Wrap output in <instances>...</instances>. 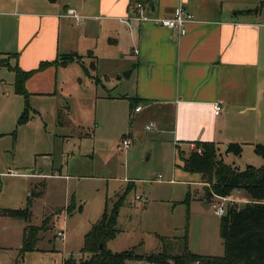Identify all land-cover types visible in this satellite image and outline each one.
Here are the masks:
<instances>
[{
  "label": "rangeland",
  "instance_id": "rangeland-1",
  "mask_svg": "<svg viewBox=\"0 0 264 264\" xmlns=\"http://www.w3.org/2000/svg\"><path fill=\"white\" fill-rule=\"evenodd\" d=\"M106 46L99 41L93 56L92 50L80 52L79 62L59 76L66 81L60 95L28 102L29 121L23 125L18 120L25 100L14 94L12 72L0 69V209H23L30 200V224L47 223L36 250L20 254L26 223L0 217V264L79 261L84 236L105 208L112 210L128 184L133 187L119 208L117 235L107 244L111 252L133 250L145 256L165 251L176 256L187 235L193 254L223 255L220 217L214 209L234 201L222 203L213 197L207 202L199 176L178 167L170 131L145 130L148 112L135 114L127 99L136 96V72L127 63L132 57L118 53L110 57ZM126 138L131 145L123 150ZM193 148H186V156ZM218 159L238 171L264 166V158L250 147L239 155L222 150ZM8 171L19 175L12 177ZM38 173L56 177L43 181L22 176ZM188 192L189 206L182 203ZM230 197L240 204L249 201L237 194ZM60 226L64 239L55 238Z\"/></svg>",
  "mask_w": 264,
  "mask_h": 264
},
{
  "label": "crops",
  "instance_id": "crops-1",
  "mask_svg": "<svg viewBox=\"0 0 264 264\" xmlns=\"http://www.w3.org/2000/svg\"><path fill=\"white\" fill-rule=\"evenodd\" d=\"M144 1L0 0V55L15 54L9 64L24 72L72 57L25 81L32 104L60 95L66 81L59 76L79 62L80 52L92 50L93 56L100 41L110 57H132L127 63L136 72V96L127 99L129 107L131 99L145 102L136 106L140 111L132 110L148 112L153 127L146 131L169 130L174 147L183 151L193 142L214 143L218 152L230 144L242 151L264 145V0L147 1V13L159 17L172 16L182 5L194 18L184 36L132 20L134 5ZM67 10L82 23L68 18ZM14 172L7 174L19 175ZM54 175L22 174L43 181Z\"/></svg>",
  "mask_w": 264,
  "mask_h": 264
},
{
  "label": "trees",
  "instance_id": "trees-1",
  "mask_svg": "<svg viewBox=\"0 0 264 264\" xmlns=\"http://www.w3.org/2000/svg\"><path fill=\"white\" fill-rule=\"evenodd\" d=\"M47 1L55 3L57 0ZM15 57V54L8 55L6 58L0 55V69H7L14 74L13 91L25 100V107L18 120V125H23L29 121V94L24 87L25 81L33 73L42 71L46 67L59 63V65H66L72 57L59 58L60 62L57 60L41 63L37 70L30 72H24L17 66H11L9 60ZM91 68L94 70L95 64L92 63ZM144 103L139 99H131L130 108L134 109L138 104ZM60 117L59 113L58 119ZM191 144L194 148L189 151L188 156L185 151L176 147L178 167L185 173L199 176L207 202L212 200L214 195L225 198L236 192H239L237 195L249 200L241 204L240 202H229L224 215L220 217L219 236L224 248L222 256H200L191 253L188 248L187 235L182 238L181 254L176 256H171L165 251L145 256L137 255L133 250L120 253L109 251L106 244L117 235L116 224L119 208L133 187V184H128L124 193L114 203L112 210L108 212L105 208L99 221L84 236L80 250L81 259L79 261L72 258L65 259L62 264H125L127 261H145L149 264H169L170 261L174 264H264V166L260 168L249 166L244 171H238L218 159V150L214 143L193 142ZM241 151V147L235 144H230L225 149L226 153L235 155H239ZM254 152L264 158V145H256ZM190 198L188 192L182 203L189 206ZM0 217L22 219L26 223L23 228L20 254L36 250L39 233L45 229L47 223L44 220L40 226L30 224L32 219L30 201L23 209H0ZM100 244L103 245L102 250H99Z\"/></svg>",
  "mask_w": 264,
  "mask_h": 264
},
{
  "label": "built area",
  "instance_id": "built-area-1",
  "mask_svg": "<svg viewBox=\"0 0 264 264\" xmlns=\"http://www.w3.org/2000/svg\"><path fill=\"white\" fill-rule=\"evenodd\" d=\"M149 6L147 3L139 2L134 5V15L132 20L141 22V23H150L155 26H159L165 29H168L170 31H173L177 33L178 36H184L187 33V26L189 24L194 23V18L193 16L187 12V10L184 9L182 5L176 7L173 11L172 16L170 17H159V16H151L147 13ZM66 16L72 20H74L77 24L82 23V17H80L74 10H67L66 11ZM136 52V51H135ZM137 53V52H136ZM214 114L218 115L221 112V107L218 104H215L214 107ZM141 108L137 107L135 108L134 112L140 111ZM153 127V123H149L145 129L150 130ZM131 145V141L126 138L122 140L121 142V148L123 150H127ZM12 174H16L15 172ZM158 180H162V176H158ZM236 194H239V192H236ZM214 197L218 200H220L222 203L223 202H228V201H234V202H240L241 200L234 199L232 200V197ZM137 199H139L137 197ZM243 202H247L246 200H242ZM215 215L221 217L225 213V208L223 204H220L216 206L214 209ZM56 238L64 239V231L62 228L58 230L55 234Z\"/></svg>",
  "mask_w": 264,
  "mask_h": 264
},
{
  "label": "water",
  "instance_id": "water-1",
  "mask_svg": "<svg viewBox=\"0 0 264 264\" xmlns=\"http://www.w3.org/2000/svg\"><path fill=\"white\" fill-rule=\"evenodd\" d=\"M91 54V52H89V55ZM103 249V245L102 244H100L99 245V250H102Z\"/></svg>",
  "mask_w": 264,
  "mask_h": 264
}]
</instances>
